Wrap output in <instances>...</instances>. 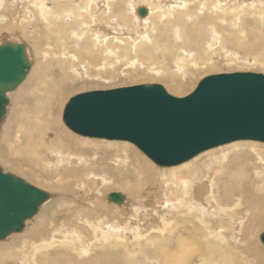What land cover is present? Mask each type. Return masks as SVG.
<instances>
[{"label": "bare ground", "instance_id": "1", "mask_svg": "<svg viewBox=\"0 0 264 264\" xmlns=\"http://www.w3.org/2000/svg\"><path fill=\"white\" fill-rule=\"evenodd\" d=\"M142 1L143 0H0V22L4 21L7 17L11 22L15 20V22L18 23V26L17 29H14V32L26 34L29 37L38 35V32L40 30H44V32L46 33L49 31L51 33V41L57 44L54 45L53 48H51V62L49 60V62L43 61L38 66H33L32 60H30L31 49L26 43V51L31 63V68L25 80L20 84V86H18L14 91L8 93L9 104L6 107V113L0 124V141L6 144V148H10L12 146V143L10 142L9 134L12 135L11 128L13 126V121L18 120V124H20L21 121H23L26 117L25 112L23 113L24 116H21V114L20 116L15 114L14 108H12V105L14 104L13 99H20V97L22 96L27 97V102L33 99L36 105V109L33 110L35 111L34 113H36V115L38 116L36 118V115H32L31 117L35 116L32 122L27 121V125H24L29 127V130H27V128L25 127H23L22 130L24 131L23 136H25V138L26 135L28 136V142H26L25 144L27 151L35 160H38L40 163L39 166L36 165L33 168L32 172L35 174L39 173L38 175L42 176V179L47 180L49 183L52 182L51 184L54 186V182L56 179H58V182L60 179L63 184L65 183L64 185H60L57 187L59 191L61 190L60 193H63L62 195L59 194L60 196H54L53 194H51L50 196V193H48L47 190L43 189L42 187L35 185L28 180L23 179L22 177L14 175L26 181L35 188L46 192L48 194V199L38 208L37 212L30 219L26 220L24 228L21 232L13 233L7 238L0 240V242L6 240L7 243H9L10 241L12 242V239L16 238L22 233H25L24 235L26 238L25 240H23L26 241L23 242L25 243V247L27 242L34 244L38 241H43L47 239L48 235L51 234V232L53 234L55 231H63V234H78V224H82L85 227L87 225H91V227H93L94 225L96 226V222L101 219L100 216H105V214L110 212L106 211L107 213H104V210L102 211L104 207L102 208L100 202H98V199H100L99 195L102 191L97 190L99 188H97V186L95 185L96 170L92 167L94 164L91 161H84L78 156V154L81 155L82 153H85L80 145L87 144L101 148L99 147L100 143L95 142L100 141L105 143V147L110 151H108L109 154L107 161L114 162V164L111 163L112 167L108 168L107 170L105 169V171H108V174L109 172L110 174L111 172L114 173L116 178L113 180L114 182L112 184L114 186L112 187L114 189V187L116 186L115 189L117 188V190H119L108 193L106 195V201L110 202L109 206L113 207L114 209H129L133 217L136 219L137 217L139 218V216H141L140 219H138L136 222L137 228L132 229L134 225H132L133 222L132 224L130 223V226H133H131L132 228L130 227L131 230L130 228H125L126 230H117L118 228H116L115 231L114 226H107L108 224H104L108 228L110 227L111 231L107 232L108 228H106L105 232L107 233V235L106 237L101 238L102 241L105 242L108 240H106L105 238H116L115 242H107V246L101 247V250L104 249L102 250V252L115 254L113 257L111 255L107 256L109 258H113V262L110 264H218V261H220L222 264H231L230 261H232V258L234 260V258L236 257L234 256L236 252L232 251V247L234 246L232 244L234 242H230L229 240L235 241L240 238L243 240V242H249L251 239V241H253V238L257 237L256 235L259 231H261L258 237L260 240L259 242H261L260 245L264 246L261 240V237L264 233V147H261L264 146V143L252 140L236 141L215 149L204 151L193 159H190L180 165L172 167H161L155 164L135 145L129 142L95 139L78 135L71 131L64 124L63 114L62 122L69 129H67L68 131L65 129H60L61 122L59 119H51L53 112L57 111L59 113L60 109L61 112H64V109L68 102L66 101L67 103L63 104L61 102H58V98L69 87L68 85L71 84L70 80L72 76L80 74V68L83 69L84 67H87L82 63V50H80L79 47L77 48L76 45L83 46L81 48L88 51L87 57L90 60H93L94 58H97L99 54H101V47L103 46V44H105L104 47L106 49V52L105 55H103V58L106 61L111 59L110 56H108L109 52L113 54L112 47L110 46L108 49V46L112 45L110 38H108L107 34L105 35L101 34V32H95L96 28L92 29V25L98 28V25L101 24L103 26L101 29L105 31L106 29H108V22L106 23L105 21H112V19H117L116 15H118V13H115L114 11L117 6L118 8H125L124 6L128 5L129 12L135 13V10L133 9V7H131L132 3L138 5ZM163 1L165 0H159V3L167 5L164 7L159 6L160 8L158 7L160 9V13L155 14L154 8L152 9L151 7H147L145 9L146 15L144 17H141L138 11L140 8L143 9V7L146 6H138L136 10L137 14L135 13L136 17H134L135 21H137L136 23L142 25V27L139 26V28H144L145 24H153V22L156 20L155 17H158V22L161 23L162 21V27L167 28V26H169L170 24L172 26V32L169 37H173L174 39L177 37L175 40L182 38L181 42L177 44L179 45V47H176V50H179L180 53L183 52L181 53V55H179V60H181L183 64H187L186 59L189 57L191 63L195 62L198 58L195 53L198 55L199 50L201 49L205 52V49L201 48L200 42H204V44L206 43L207 47H209L210 45H212L213 41H219L218 35L220 34L218 23L212 19H200L201 17L198 16V12L207 9L212 13H217L219 9L223 10V8H225L221 7V4L224 2V0H175V2L173 3L170 2L172 0H167L170 3H163ZM7 2L12 3L11 7H14V4L17 5L16 8H13V10L12 8H8ZM19 5L21 6V9L19 8ZM180 9H184L185 11L183 13L181 12L180 14L177 13L178 15L177 17L175 16V20H171L170 17L175 15L174 13L176 11L179 12ZM198 9L201 10L198 11ZM157 11L159 12V10ZM235 14L238 15V13ZM150 15H153V17L150 18ZM123 16H126V14ZM256 16L259 15L257 14ZM262 18L263 17H260L259 22ZM35 19L37 20L34 21ZM71 20H73V22ZM149 20L151 23L149 22L150 24H147L146 22H148ZM189 20H192V25H188ZM263 20L264 18L262 19V21ZM166 23L167 26L165 25ZM23 24H26V28L24 26H21ZM205 26L206 28L210 26L213 30H204ZM261 26L263 27L264 25ZM153 27L154 26L149 27V29H153ZM162 27L160 29L158 28L160 34L157 33L158 35H160V37L158 36L156 37L157 39H154H156L157 42L160 41L158 44L161 45V47L166 48L167 46L164 45L162 41H165V39L168 41H172V39L168 37L169 33H166L167 30L163 29ZM29 29L31 30V32H29ZM145 30L141 32V35H143L141 36V39L142 41L144 40L145 43L140 42L139 44H137L138 42H136L131 47V49L134 50L133 52L135 54H140L142 58L148 55L149 59L151 60V58H154L153 55L155 54H153V52H151V50H149L148 48L155 46L157 42L154 41L152 36H150L151 34H146ZM98 31H100V29ZM165 33L167 34V36L165 35ZM232 34V36H236L234 33ZM162 35H165L167 38L165 36L163 38ZM209 38L213 41L211 42ZM6 42L13 41H4L0 43V46ZM35 44H37V42H35ZM130 54H132V52ZM201 60L203 59L200 58L199 61ZM56 70L58 72H56ZM51 72L53 73L50 77ZM56 73L59 74V76L56 78L58 80L55 79V77L57 76ZM200 81L198 82V84L200 83ZM174 86H177L174 88H179L180 84H175ZM191 93H189L188 95H190ZM172 96L183 98L175 95ZM20 109L22 110V107H20ZM27 115L29 117L28 113ZM15 116L16 118L14 119ZM28 122L30 123L29 126ZM72 134L75 135V137ZM119 142H126L127 144H119ZM1 146L2 145H0V147ZM228 146H232L234 149H236L234 151H229L228 153H223L221 157H214V154L212 153L213 151ZM246 148L250 150H246ZM134 150L140 152V155L142 153L145 156L146 162L142 161V159ZM206 155L208 156L204 158ZM231 155L233 157L232 160L231 158H228ZM95 163L97 164V162ZM105 164L107 168L108 163ZM105 164H103V166ZM111 164L109 163V165ZM170 169L175 170L173 171ZM2 171L5 174H11L7 173L3 169ZM35 174H31L30 176H34ZM101 174L102 173H100V176H102ZM96 179L100 183H102L103 181L98 180V177H96ZM106 179L107 180L105 184L108 183L109 185L110 181H112V178L109 181L108 178ZM129 182H132V186L128 185ZM112 184H110V186ZM52 185L51 187H53ZM103 186L101 187V189L104 188ZM144 186L150 187L148 190H154V192L152 193V200L150 199L145 201L144 199H141L145 196L143 193V189H145ZM108 189L106 187V190ZM112 193L120 194L123 197V201L120 204L109 201V195ZM65 195H69L70 198H65ZM53 196L54 200H52ZM73 206L75 207V209L74 211L70 212L71 215L67 214L68 212H63L62 216L58 214L59 211L64 210L65 207L68 210ZM85 206L87 208H84ZM106 207L108 208V205H105V208ZM122 213H124V211ZM74 216H76L75 219ZM99 217L100 219L96 220ZM105 217L108 216L106 215ZM41 219L42 221H40ZM111 221L112 220H110V223ZM126 222H128V220ZM125 224L127 223H124V225ZM143 226H146V230L144 229L145 232H143ZM85 227L82 230H85ZM226 228L229 230V232H227ZM82 230L80 232L84 233L85 231L82 232ZM87 232L90 233L91 231L89 232L88 229ZM128 232L129 234L133 235L134 238V244L131 243L132 245H134V251L130 250V248L132 247L130 243V248L129 245L126 244L129 235ZM108 235H110V237H107ZM123 235L125 237H122ZM92 236H90L91 239ZM55 237L56 235H54V239L57 238ZM86 237L87 239L90 238L88 237V234ZM94 239H96L95 236ZM62 240L63 239L61 238V243L64 244L65 242L66 244V241L63 240V242ZM128 241L131 242V240ZM227 241H229V244L232 243L231 246H227L225 244V242ZM93 242H91V244ZM223 242L225 246L222 245ZM58 244L60 245V242ZM252 244H254V242H252L249 246V253L251 252V250H254ZM59 245H56L57 249ZM98 245L101 246L102 244ZM238 245L239 244H237L236 246ZM241 245H244V243H242ZM2 246H5V244ZM48 246L51 245L48 244ZM1 247V257L4 256L5 258V256H9L8 254L13 255L14 252V254H16L15 249L17 248L15 247V249L12 248L14 251L12 249L5 250ZM38 247L39 246H37V248L34 247L35 252ZM45 247H47V245H45ZM53 247L48 250H52ZM133 248L131 249L133 250ZM98 249L97 251H99ZM257 249L255 251H257ZM20 251H22V248ZM68 251H66V253H62V257L65 261H72V259H74L75 257H73ZM93 251L96 252L95 250ZM237 251L239 252L240 250H238L237 248ZM74 252H76V249ZM58 253H56L54 257H56ZM105 253H102L101 255L98 254L100 256H97L94 259L92 258V262H96L97 260H99V258H104V260L108 261L111 260L109 258H105ZM229 253H232L233 257L229 261H225V256ZM253 253H250V255H252ZM59 254L61 255V253ZM77 254L80 255L79 253ZM245 254L247 255V253ZM256 254L258 253H255V255ZM244 256L245 255H243L242 257ZM42 257L50 256L48 255ZM58 257L59 256H57V259ZM239 257L240 256L236 258L239 260ZM63 258H61V260H63ZM29 259L33 260L34 256L30 255ZM87 262L88 260H86V263ZM67 263L69 264V262ZM236 264H240V260Z\"/></svg>", "mask_w": 264, "mask_h": 264}, {"label": "rangeland", "instance_id": "2", "mask_svg": "<svg viewBox=\"0 0 264 264\" xmlns=\"http://www.w3.org/2000/svg\"><path fill=\"white\" fill-rule=\"evenodd\" d=\"M170 2L173 3V2H175V0H172ZM170 2H168L167 0L163 1V3H170ZM10 3L11 2H7L8 8H12V10H13V8H16L17 5L14 4V7H11L12 3L11 4ZM166 5L160 4L159 0H152V1L151 0H143L138 5L132 3L131 7H133L136 14H137L136 10H137L138 6L139 7L140 6H146V7H143V9H146L147 7H151L152 9L154 8V13L156 14V13H160V9H159L160 7L159 6L164 7ZM221 5H222L221 6L222 8L223 7H225V8H223V10L219 9L217 13H212L210 10L208 11L207 9H204L203 11L201 9H198V11L201 10V12L199 11L200 13L198 12V16L201 17L200 19H212L218 23L219 32H220V34L218 35L219 41H213L212 39L209 38V40H211V42L213 41L212 45H210L209 47H207L206 43L204 44V42H200V46H201V48L205 49V52L202 51V49H201V50H199L198 55L195 53V55L198 56V58H197L198 61L196 60L193 63H191V60L188 57L186 59L187 64H183L182 61L179 60V58H178L179 55H181V53H183V52L180 53L179 50H176V47H179V45H177V44H179V42H181L182 38L178 39L179 40L178 41V40H175L177 37L175 39L173 37H169L171 35V32H172L171 31L172 26L170 24H169V26H167V23H166L165 25L167 26V28H164V27H162L163 26L162 21H161V23L158 22L159 21L158 17H155L156 20L154 22L152 20L153 24L149 20L146 23L147 24L151 23V25L145 24L144 28H139V26L142 27V25H140L139 23H136L137 21H135V19H134V17H136V14L134 12H129V6L126 5V6H124L125 8L121 7L122 9L118 8V6H117L114 10L115 13H118V15L114 14L117 17V19H116L117 21L115 19H112V21H105L106 23L108 22L107 23L108 29H106L105 31L102 30L101 28L103 26L101 24L98 25V28L94 27V25H92L93 26L92 29L96 28L95 32H101V34H105V35L107 34L108 38H110L113 46L109 45L108 49L111 46L113 49V54L109 52L108 56H110L111 59L106 61L103 58V55H105V52H106V49L104 47L105 44H103V46L101 45L102 46L101 47V49H102L101 54H99L97 56V58H94L93 60L92 59L90 60L87 57L88 51L85 49H82L81 47H83V46L76 45L77 48L79 47V49L82 50V52H81V56L83 57L82 63L85 64L87 67H84L83 69L80 68L81 73L77 74L75 76H72V78L70 80L71 84L68 85L69 87L58 98V100H59L58 102L66 104L72 97L79 95V94H82V93L90 92V91L91 92L92 91H107V90L131 87V86L142 85V84H160L167 90L168 93L175 95V96H178V97H185L189 93L193 92L194 89H196L198 82L202 78L209 76V75L220 74V73L221 74L222 73H234V72H253V73L264 74V38H263L264 37V26L263 27L261 26V25H264V24H262V23H264L263 22L264 20L262 21V19L264 18V16H263L264 15V0H224V2ZM19 8L21 9L20 5H19ZM156 9L159 10V12ZM116 11H118V12H116ZM184 11H185L184 9H180L179 12L176 11L174 13L175 15L170 17L171 20H173L175 18V16L177 17L178 14H180L181 12L183 13ZM235 13H238V15ZM261 13H263V14H261ZM125 14H126V16H123ZM257 14L260 17H263L260 20V22H259L260 17L256 16ZM127 15H129V16H127ZM119 17H122L123 19L119 18ZM151 17H153V15H150V18ZM36 20L37 19H35L34 21H36ZM71 21L73 22V20H71ZM259 23H260V25H259ZM238 24H240V25H238ZM188 25H192V20L188 21ZM17 26H18V23L15 22V20H13V22L9 21L8 17L5 18L4 21L0 22V43H2L4 41H13L15 43H24V44L27 43V45L31 49V53H30L31 59L30 60H32L33 66H35V65L38 66L43 61L44 62H49V61L51 62V59H52L51 48H53L54 45H57L56 43L51 41V39H50L51 33L49 31L46 33V32H44V30H40L38 32V35H36L37 37L36 36L29 37L26 34L14 32V29H17ZM21 26L22 27L24 26L26 28V24H23ZM152 26H154L153 29H156V30H153L152 28L149 29V27H152ZM161 27L163 29L167 30L166 33L167 34L169 33L168 37L170 39H172V41L171 40L168 41L166 39H165L166 42L162 41V43L167 46L166 48L161 47V45L158 44L160 41L159 42L156 41V39H157L156 37H158V36L160 37V35H158V34H160L159 29ZM209 27L206 28V26H205L204 30H207V29L209 31L213 30L212 27H210V28ZM223 27L225 28V30ZM99 29H100V31H98ZM145 29L148 31H146ZM143 30H145L146 34H149V35L151 34L150 36H152L153 39L156 38V39H154V41L157 42L156 45H159V46L155 45L153 47L148 48L149 50H151V52H153V54H155V55H153L154 58H151V60L149 59L148 55H146L145 57L142 58V56L140 54H135L133 52L134 50L131 49V47L136 42H138L137 44H139L140 42L145 43V41L144 40L142 41V39H141L142 38L141 36H143V35H141V32ZM150 31H152V32H150ZM29 32H31L30 29H29ZM166 33H165V35L167 36ZM232 33H234L236 36H232L233 35ZM17 35H18V37H17ZM185 35H187V34H185ZM164 36H163V38H164ZM258 38H260V39H258ZM173 39H174V41H173ZM35 42H37V44H35ZM76 42H78V41H76ZM173 45L175 46V48ZM131 52H132V54H130ZM96 53H97V49H96ZM200 58L203 60L199 61ZM141 59H143V60H141ZM111 60H113V61H111ZM39 67H41V66H39ZM56 72H58V71L56 70ZM52 73L53 72H51L50 77L52 76ZM56 75L57 76L55 77V79L59 76V74L56 73ZM56 80H58V79H56ZM175 84H178V85L180 84L179 88H174V87H177V86H174ZM22 99H23V102H22ZM18 100H19V102H18ZM29 100H30V98H29ZM13 103L14 104L12 105L13 106L12 108H14L15 114H17L18 116H20V114H21V116L22 115L24 116L23 113L25 112V115L27 118L25 117L24 120L21 121L20 124H18V122H19L18 120L13 121V126L11 128V130L13 132L11 131L12 135L9 134V139H10V142L12 143V146L10 148L9 147L6 148L7 147L6 144L3 143L2 141H0V145H2L0 147V167L4 171H6L7 173H11V174L16 175L18 177H22L23 179H26L29 182L42 187L43 189L47 190L48 193H50V196H51V194H53L54 196L59 195V194L62 195L63 193H60L61 190L59 191L57 187L60 185H64L65 183L63 184L62 181H60V179H59V182H58V179L55 180V182H54L55 186H54L51 184L52 183L51 181H50L51 183H49L47 180L42 179L43 177L38 175L39 173L35 174L32 172L33 168L36 165L39 166L40 163L38 160H35L31 156V154H29V152L27 151L25 144H26V142H28V140H27L28 136L26 135V138H25V136H23L24 131H22V130H23V127L27 128V130H29V127L24 126V125H27V121L32 122V120L35 116H33V117H31V116L36 115V113H34L35 112L34 110L36 109L35 101H33V99H31L29 102H27V97L22 96V97H20V99H13ZM20 107H22V110L20 109ZM32 110H33V112H32ZM27 113L29 114V117L31 119L28 117ZM62 114H63V111L61 112V109H60L59 113L57 111H55V112H53L51 119H54V120L59 119L61 122L60 129L61 130H64V129L67 130L68 128L62 122ZM37 116L38 115H36V118H37ZM15 118H16V116L14 117V119ZM29 125H30V123L28 122V126ZM16 126H19V127H16ZM17 130L19 131V134H18ZM15 132H17V133H15ZM14 133L17 135H15ZM20 134H21V136H20ZM13 135H15V136H13ZM73 136L75 137V135H73ZM95 142H99L100 143L99 147H101V148L95 147L93 145H87V144L86 145H80L83 148V151L85 153H82L83 155L78 154V156H79V158L83 159L84 161H86V160L91 161L94 164L92 167L96 170V173H95L96 177H98V180H101V181L103 180L102 183H100L97 181V179L95 177V185L97 186V188H99L97 190L102 191L101 194L99 195V198L101 200L98 199L99 200L98 202H100L102 208L104 207L102 209V211L104 210V213L106 211L107 212L110 211L109 212L110 215L107 212H106L107 214H105V216L107 215L109 218L105 217L104 215L100 216L101 219H100V217L98 219H96V220H99V219L100 220L97 222L95 221L96 226L94 225L93 227H91V225H87L85 227L82 224H78L77 225L78 234H74V235H71L72 233L71 234H65V233L63 234V231H60V232L55 231L53 234L51 232L52 235L49 234L47 239H45L43 241H38L34 244L27 242L26 243L27 247L25 246L26 248L24 247L25 243H23V242H26V241H23L26 238L24 235L25 233H22L19 236H17L16 238L12 239V242L10 241L9 243H7L6 242L7 240L1 241L0 247L5 244V246L1 247L2 249L11 250L14 247L17 249L14 248L16 250V254H14L15 252L13 253V255L8 254L9 256H7V257L5 256V258H4V256L1 257V255H2L1 254L0 255V257H1L0 258L1 259L0 264H68L67 262H69V264L70 263L71 264H83V263H86V260H88V262L86 264H90L93 261L92 258L94 259L95 257L100 256L102 253H105V252H102V250H104V249L101 250V247L107 246V244L111 243V241L112 242L116 241L115 237H113L115 240L113 238L112 239L111 238H105L106 240L107 239L108 240L105 242L102 241L101 238L106 237V235H107V233L105 232L106 228H108L107 226H114L115 231H116V228H118L117 230L129 229L132 225H134V227L132 226L133 228L131 227L132 229L137 228L136 222L138 219H140L141 216H139V218L137 217V219H136L133 217V215L131 214L129 209H126V210L125 209H120V210L114 209L113 207L109 206L110 202L106 201V195L108 193H111L114 191H119V190H117V188L115 189L116 186L114 187V189L112 187V186H114L112 184L114 182L113 180L116 178L114 173L111 172V174H110V172H109V174H108V171L107 172L105 171V169L107 170L108 168L112 167V164H114V162L107 161L108 154L110 151H109V149H107L105 147V145H104L105 143L100 142V141H95ZM125 143L126 142H119V144H125ZM81 144H82V142H81ZM263 147L264 146H262L261 148H263ZM237 148H239V147H237ZM235 149L232 146L231 147L228 146V147H224L221 149H217V150L213 151L212 153L214 154V157H221L223 153H228L229 151H234ZM96 150H98V151H96ZM246 150H250V149L246 148ZM105 151H107V152H105ZM134 151L142 159V161H145V156L142 153L140 155V152H138L136 150H134ZM92 152H93V154H92ZM106 153H107V155H106ZM98 156H99V160H98ZM207 156L208 155H206L204 158H206ZM95 157H96V159H95ZM228 158H231V160H232L233 157L231 155ZM95 162H97V164ZM89 163H88V165H89ZM105 163H108L107 168H106ZM109 163L110 164L112 163V164L109 165ZM103 164H105V165L103 166ZM170 170L174 171L175 169H170ZM100 173H102L101 174L102 176H100ZM31 174H35V175L30 176ZM104 175L106 176V178H108V181L112 178L111 179L112 181H110L109 185H108V183L105 184L107 179L105 178ZM66 184H67V182H66ZM110 184H112V185L110 186ZM51 185L53 187H51ZM105 185H106L107 189L109 188L108 190H106ZM128 185L132 186V182H129ZM102 186L104 187V188H102L104 190L101 189ZM147 187L148 186H144L145 189H143V193L145 196L141 198V199H144L145 201L153 199L152 193L154 192V190L153 191L151 189L148 190L150 187H148V188ZM111 190H113V191H111ZM145 193H147V194H145ZM54 196H53L52 200H54ZM65 196H64L65 198H70L69 195H65ZM104 197H105V199H104ZM102 204L108 205V208L107 207L105 208V205H102ZM63 208H61V209H63ZM84 208H87V207L85 206ZM74 209H75L74 206L72 208L70 207V209H68V210L65 207L64 210H62V211L58 210L59 211L58 214H60L61 216H62L63 212L64 213L68 212L67 214H70V212L74 211ZM58 211H56V212H58ZM123 211H124V213H122ZM125 214H127V215H125ZM127 216H128V218H127ZM110 217H111V219H110ZM75 218H76V216H74V219ZM110 220H112L111 223H110ZM114 220H116L117 222ZM127 220H128V222H126ZM132 220H134V221H132ZM40 221H42V219ZM123 222L127 223V224L124 225ZM132 222H133V224H132ZM130 223L132 224L131 226H130ZM104 224H106V225L108 224V225L106 226ZM84 227H85V230H82V229H84ZM143 227H144L143 228V230H144L146 226H143ZM79 228H81V229H79ZM131 228H130V230H131ZM227 228H226V230H227V232H229V230H228L229 228L228 229ZM88 229H89V232L91 231L90 233L87 232ZM93 229H95V230H93ZM101 229H103V230H101ZM109 229H110V227L108 228L107 232L111 231V229L110 230ZM81 230H82V232L85 231L88 234V237L93 235L92 239H91V237L87 239V237H86L87 234L85 232L81 233L80 232ZM112 230H114V229H112ZM145 230L143 232H145ZM260 232L261 231L258 232L259 234L257 233V235H256L257 237L253 236L254 237L253 241H251L252 240L251 239L249 242H247V241L243 242V240L239 238L235 241L229 240L230 242L233 241L236 244H234V243L229 244V241L225 242V244L227 246H229V245L231 246V244H232L236 247L235 248L233 246L232 251L236 252L234 256H236L237 258H238V256H240L239 257L240 264H244V263L245 264H264V253H263L264 246L260 245L261 242H259L260 240L258 238L260 235ZM96 233H97V236H96ZM128 234H129V232H128ZM54 235H56V237L60 240H58L56 237H55L56 239H54ZM129 235H130V238H129ZM129 235H128L127 239L131 240V242H129L127 240L126 244L129 245V248H130L131 247L130 244L134 242V238H133V235H131V234H129ZM239 235H238V237H239ZM60 236L64 241H66L67 245L65 244V242L63 240L62 241L64 242V244L61 243ZM94 236L96 239H94ZM107 237H110V235H108ZM122 237H125V236L123 235ZM50 238H51V240H50ZM82 238H84V239H82ZM87 240L88 241L92 240V241L88 242ZM96 240H97V242H96ZM82 241L85 243H83ZM239 241L240 242L242 241V242L240 243ZM59 242H60V245L62 247H65V248H62L58 244ZM91 242H93V243L91 244ZM99 242H101V243H99ZM103 242H104V244H103ZM117 242H119V241H117ZM245 242H246V246H245ZM252 242H254V244H252L254 250H251L250 253H253V252L254 253L252 255H250L249 246L251 245ZM53 243H54V245H53ZM242 243H244V245H241ZM48 244L51 246H48ZM98 244H102L103 246L102 245L100 246ZM225 244H224V242L222 243V245H224V246H225ZM237 244H239V245L236 246ZM258 244H259V246H258ZM45 245H47V247H45ZM56 245H59L58 249H57ZM37 246H39L42 249H40L38 247V249H36V252H35L34 247L37 248ZM53 246H56V247H53ZM74 246H76V247H74ZM51 247H53L52 250H48V249H51ZM72 247H73V249H72ZM77 247H79V248H77ZM133 247H134V245H132L131 248H133ZM21 248H22V251H20ZM131 248H130V250L134 251V248H133V250ZM237 248H238V250H240L239 252L237 251ZM255 248L256 249L258 248L257 251H255L256 250ZM68 249H69V251H68ZM75 249H76V252H74ZM77 249H78V251H77ZM97 249L100 252L97 251ZM93 250H95L96 252H94ZM259 250H260V252H259ZM66 251H68L73 257H75L74 259H72V261L71 260L65 261L64 258L62 257V253H66ZM58 252L61 253V255ZM56 253H58L57 256H59L58 259H57V256L54 257ZM77 253H79L80 255H78ZM245 253H247V255ZM255 253H258V254L255 255ZM98 254H100V255H98ZM30 255L34 256L35 260L34 259L30 260L29 259ZM48 255L50 257H42V256H48ZM105 255H106L105 258L108 259L109 257H107V256L111 255L113 257L115 254L106 252ZM243 255H245V256L242 257ZM63 256H64V254H63ZM15 257H16V259H15ZM112 257L109 258V259H111L109 261L104 260V258H99V260H97L96 262H92L91 264H103L104 262H105L104 264H110L113 262ZM225 257H226L225 261H229L233 256H232V253H229V254H226ZM61 258H63V260H61ZM227 258H229V259H227ZM235 258H234V260H233V258L231 259L233 261V262L230 261L231 264H233L234 261H235L234 264L239 262V260L237 258L236 259ZM83 260H84V262H83ZM218 262L220 264H222L220 261H218ZM215 263H217V262H215Z\"/></svg>", "mask_w": 264, "mask_h": 264}, {"label": "water", "instance_id": "3", "mask_svg": "<svg viewBox=\"0 0 264 264\" xmlns=\"http://www.w3.org/2000/svg\"><path fill=\"white\" fill-rule=\"evenodd\" d=\"M138 13L144 17L146 10ZM26 50L24 43L0 46V124L8 93L30 71ZM63 122L84 137L129 142L155 164L172 167L236 141L264 143V74L208 76L183 98L158 84L82 93L66 104ZM47 199L46 192L0 168V240L21 232ZM109 201L120 204L123 197L112 193Z\"/></svg>", "mask_w": 264, "mask_h": 264}]
</instances>
